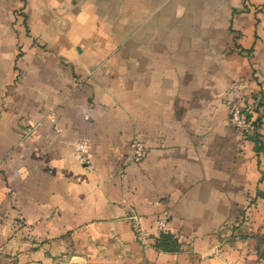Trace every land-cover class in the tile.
Instances as JSON below:
<instances>
[{
  "label": "crops",
  "instance_id": "1",
  "mask_svg": "<svg viewBox=\"0 0 264 264\" xmlns=\"http://www.w3.org/2000/svg\"><path fill=\"white\" fill-rule=\"evenodd\" d=\"M259 75L264 0H0V264H264Z\"/></svg>",
  "mask_w": 264,
  "mask_h": 264
},
{
  "label": "built area",
  "instance_id": "2",
  "mask_svg": "<svg viewBox=\"0 0 264 264\" xmlns=\"http://www.w3.org/2000/svg\"><path fill=\"white\" fill-rule=\"evenodd\" d=\"M257 88L254 89L248 98L241 95L246 88V84L241 80H234L230 83L226 92L233 95L231 100L230 123L236 128L247 133L254 121L264 125V98L262 89L264 88V75L256 76ZM133 154L132 159L139 161L144 158L146 149L142 141L135 139L132 142ZM74 157L81 163H89V147L86 141H76L73 144ZM132 229L136 238L143 239L144 232L140 226L139 219L136 215L130 216ZM165 219L159 221L163 227Z\"/></svg>",
  "mask_w": 264,
  "mask_h": 264
},
{
  "label": "rangeland",
  "instance_id": "3",
  "mask_svg": "<svg viewBox=\"0 0 264 264\" xmlns=\"http://www.w3.org/2000/svg\"><path fill=\"white\" fill-rule=\"evenodd\" d=\"M54 264H68V262H62L61 260L60 261L56 260ZM71 264H73V263H71Z\"/></svg>",
  "mask_w": 264,
  "mask_h": 264
},
{
  "label": "trees",
  "instance_id": "4",
  "mask_svg": "<svg viewBox=\"0 0 264 264\" xmlns=\"http://www.w3.org/2000/svg\"><path fill=\"white\" fill-rule=\"evenodd\" d=\"M164 235L161 236V238H163ZM165 238V237H164Z\"/></svg>",
  "mask_w": 264,
  "mask_h": 264
}]
</instances>
